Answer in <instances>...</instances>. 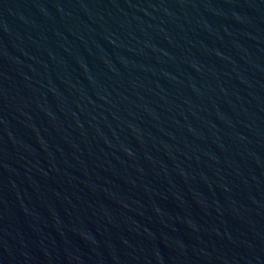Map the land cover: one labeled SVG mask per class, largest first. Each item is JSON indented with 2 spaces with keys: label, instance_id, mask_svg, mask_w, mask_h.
I'll list each match as a JSON object with an SVG mask.
<instances>
[{
  "label": "water",
  "instance_id": "95a60500",
  "mask_svg": "<svg viewBox=\"0 0 264 264\" xmlns=\"http://www.w3.org/2000/svg\"><path fill=\"white\" fill-rule=\"evenodd\" d=\"M0 264H264V0H0Z\"/></svg>",
  "mask_w": 264,
  "mask_h": 264
}]
</instances>
